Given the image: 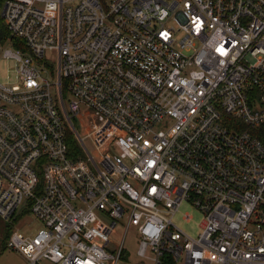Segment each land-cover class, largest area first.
Segmentation results:
<instances>
[{"label": "built area", "instance_id": "built-area-1", "mask_svg": "<svg viewBox=\"0 0 264 264\" xmlns=\"http://www.w3.org/2000/svg\"><path fill=\"white\" fill-rule=\"evenodd\" d=\"M0 19V218L41 224L6 248L25 264H264V0H1ZM183 203L196 237L172 221Z\"/></svg>", "mask_w": 264, "mask_h": 264}, {"label": "rangeland", "instance_id": "rangeland-1", "mask_svg": "<svg viewBox=\"0 0 264 264\" xmlns=\"http://www.w3.org/2000/svg\"><path fill=\"white\" fill-rule=\"evenodd\" d=\"M46 61L53 62L55 60L54 57L46 54ZM13 63L0 61V81L6 82L14 79V73L12 71ZM84 110V107H82ZM86 147L91 151L92 147L89 141L85 143ZM188 215L191 220L185 221L184 217ZM16 221L14 225H10L11 229L14 231L18 230L20 233L31 236L34 235L39 228H41V224L34 220L30 214L24 211L23 207H19L16 212ZM173 223L183 232H185L190 237H196L199 233V224L201 222L200 213L193 208L191 205L183 203L178 208V211L175 213L172 219ZM9 226V222L0 218V264H25L24 257L11 249L3 248L4 238L6 236V232L8 231L7 227ZM124 247L128 254L129 261H135V234L133 232H128L125 236V244Z\"/></svg>", "mask_w": 264, "mask_h": 264}, {"label": "trees", "instance_id": "trees-1", "mask_svg": "<svg viewBox=\"0 0 264 264\" xmlns=\"http://www.w3.org/2000/svg\"><path fill=\"white\" fill-rule=\"evenodd\" d=\"M0 6H1V0H0ZM8 38V35H7V32H6V30L4 29V26H3V23H2V20L0 19V39L2 40V41H4V40H6ZM14 44L16 45V46H18V47H20V46H23V44H21V43H18V42H14ZM24 47V46H23ZM68 146H69V149L71 150V151H77L78 149H77V144H76V142L74 141V139L72 138V137H70V136H68ZM10 226V225H9ZM7 229H8V231L6 232V236H5V238H4V242H3V248H4V246H5V248H6V240H7V238H8V236H9V234H10V229H11V226L10 227H7Z\"/></svg>", "mask_w": 264, "mask_h": 264}]
</instances>
